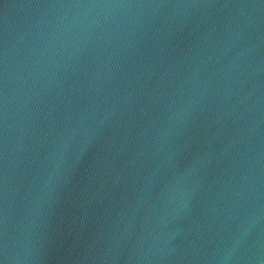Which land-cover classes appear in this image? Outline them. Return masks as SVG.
<instances>
[{
	"label": "water",
	"instance_id": "water-1",
	"mask_svg": "<svg viewBox=\"0 0 264 264\" xmlns=\"http://www.w3.org/2000/svg\"><path fill=\"white\" fill-rule=\"evenodd\" d=\"M0 264H264V0H0Z\"/></svg>",
	"mask_w": 264,
	"mask_h": 264
}]
</instances>
